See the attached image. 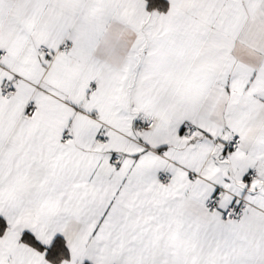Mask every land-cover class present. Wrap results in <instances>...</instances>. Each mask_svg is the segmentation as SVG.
Returning <instances> with one entry per match:
<instances>
[{
	"label": "snow or ice",
	"instance_id": "6c2138e0",
	"mask_svg": "<svg viewBox=\"0 0 264 264\" xmlns=\"http://www.w3.org/2000/svg\"><path fill=\"white\" fill-rule=\"evenodd\" d=\"M0 264H264V0H0Z\"/></svg>",
	"mask_w": 264,
	"mask_h": 264
}]
</instances>
